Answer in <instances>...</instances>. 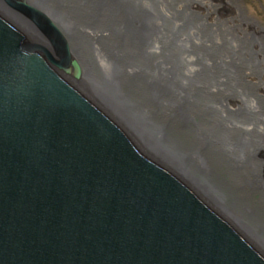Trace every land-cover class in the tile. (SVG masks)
Segmentation results:
<instances>
[{
	"label": "water",
	"instance_id": "obj_1",
	"mask_svg": "<svg viewBox=\"0 0 264 264\" xmlns=\"http://www.w3.org/2000/svg\"><path fill=\"white\" fill-rule=\"evenodd\" d=\"M49 58L0 9V264H264L222 209L78 84L58 28Z\"/></svg>",
	"mask_w": 264,
	"mask_h": 264
},
{
	"label": "bare ground",
	"instance_id": "obj_2",
	"mask_svg": "<svg viewBox=\"0 0 264 264\" xmlns=\"http://www.w3.org/2000/svg\"><path fill=\"white\" fill-rule=\"evenodd\" d=\"M55 25L77 84L264 252V45L208 0H25ZM49 58L55 47L0 1ZM260 36V35H258ZM258 196L252 199V196Z\"/></svg>",
	"mask_w": 264,
	"mask_h": 264
},
{
	"label": "rangeland",
	"instance_id": "obj_3",
	"mask_svg": "<svg viewBox=\"0 0 264 264\" xmlns=\"http://www.w3.org/2000/svg\"><path fill=\"white\" fill-rule=\"evenodd\" d=\"M232 4L237 6L238 12L248 21L255 22L261 31H264V0H230ZM221 10V9H220ZM219 11V10H218ZM264 40V37H262ZM258 196H252L256 199Z\"/></svg>",
	"mask_w": 264,
	"mask_h": 264
},
{
	"label": "flooded vegetation",
	"instance_id": "obj_4",
	"mask_svg": "<svg viewBox=\"0 0 264 264\" xmlns=\"http://www.w3.org/2000/svg\"><path fill=\"white\" fill-rule=\"evenodd\" d=\"M210 2V5H211V8L213 6V2L212 0H208ZM222 3H225L227 5L225 6H228L230 8H233L234 9V12H236L235 14L238 15L239 17V23L242 25V26H246V27H249L250 29H253L254 31H256V35H257V38L260 39L261 43H259V45H264V40L262 39V37H264V31H261V29L258 27V25L253 22V21H248L246 18H244V13L241 15L240 12H238V9H237V6H235L234 4L231 3L230 0H216V3L214 4V9L215 10H219L222 8ZM244 16V17H243ZM260 35V36H258Z\"/></svg>",
	"mask_w": 264,
	"mask_h": 264
}]
</instances>
